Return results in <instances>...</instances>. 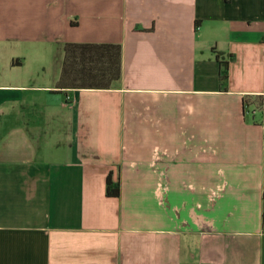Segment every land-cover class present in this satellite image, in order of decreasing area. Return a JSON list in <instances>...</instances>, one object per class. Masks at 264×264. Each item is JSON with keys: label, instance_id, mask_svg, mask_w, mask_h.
I'll return each mask as SVG.
<instances>
[{"label": "crops", "instance_id": "0c3cea01", "mask_svg": "<svg viewBox=\"0 0 264 264\" xmlns=\"http://www.w3.org/2000/svg\"><path fill=\"white\" fill-rule=\"evenodd\" d=\"M263 217L264 0H0V264H264Z\"/></svg>", "mask_w": 264, "mask_h": 264}, {"label": "trees", "instance_id": "16d2710c", "mask_svg": "<svg viewBox=\"0 0 264 264\" xmlns=\"http://www.w3.org/2000/svg\"><path fill=\"white\" fill-rule=\"evenodd\" d=\"M217 59L220 64V80L225 85L229 80V62L220 60V55H217ZM106 195L111 198H118L121 195V184L119 181H113L111 175L107 178Z\"/></svg>", "mask_w": 264, "mask_h": 264}]
</instances>
